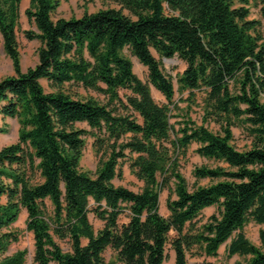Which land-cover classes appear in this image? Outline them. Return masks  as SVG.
<instances>
[{
    "label": "trees",
    "instance_id": "obj_1",
    "mask_svg": "<svg viewBox=\"0 0 264 264\" xmlns=\"http://www.w3.org/2000/svg\"><path fill=\"white\" fill-rule=\"evenodd\" d=\"M110 1L120 8L54 21L60 0H28L24 15L35 31L23 35L40 46L36 64L22 72V0H0L2 48L14 72L0 79V116L19 127L17 142L0 149V264H25L26 251L7 254L19 240L13 226L23 210L35 264H104L107 249L115 256L108 264H164L168 246L172 264L216 257L222 246L227 258L241 259L235 264H264V26L249 19L250 0ZM256 2L264 19V0ZM152 51L184 63L177 92L189 100L203 92L202 123L218 122L221 133L187 113L172 122L174 85ZM129 56L147 69V83ZM66 85L106 102L75 96ZM150 86L166 104L154 101ZM234 121L248 126L246 150L232 144ZM86 136L100 155L93 174L81 169ZM193 144L216 166L194 168V178L209 185L189 189L180 168ZM124 162L142 184L137 192L113 184ZM170 183L175 198L164 217L159 197ZM208 208L216 213L200 225ZM90 213L103 223L98 231ZM250 223L263 226L259 247L243 233ZM54 237L67 239L70 251Z\"/></svg>",
    "mask_w": 264,
    "mask_h": 264
},
{
    "label": "rangeland",
    "instance_id": "obj_2",
    "mask_svg": "<svg viewBox=\"0 0 264 264\" xmlns=\"http://www.w3.org/2000/svg\"><path fill=\"white\" fill-rule=\"evenodd\" d=\"M28 4L24 2L23 5L20 6V22L17 32V42H18V49L20 53V63H21V70L25 72L28 68L33 67L37 62V49L40 44L37 41H29L27 40L23 32L26 30H34L35 28L28 23L24 11L27 9ZM249 11L250 16L249 19L251 20H258L264 26V19L259 15V8L257 6L256 0H250L249 2ZM120 7L110 1V0H67L63 1L60 0L59 7L57 10L52 14V19L56 21L59 18L63 19H70V18H80L84 13L92 14L99 10L105 9H119ZM127 14L126 11H124ZM152 55L154 58L160 62L162 72L172 80L174 85L175 94L173 97L174 103L177 105L178 109L173 110V114L175 118L172 122H179L181 119H185V114L188 116L193 123L196 125H202L211 131L212 133H221V126L218 122L215 121H206L202 123L203 118V92H196L195 96L189 100V96L187 93L179 94L177 92V84L176 78L182 71L185 69V65L182 61L178 60L177 58L173 59H161L156 52L152 51ZM129 59L132 63V70L136 77L141 80L143 83H147V69L142 66L136 58L129 56ZM14 72L12 70V65L10 60L6 57L3 48H2V39L0 37V79L8 76H13ZM45 91L50 92L51 89L49 88L46 81L41 82ZM151 95L154 101L159 104H166V100L164 97L158 93L152 86H150ZM66 91L73 95L82 96L85 98H93L101 103H105L106 100L103 95L96 93L94 91H87L80 86H70L66 85ZM125 92H121V95H124ZM79 128L89 130L86 124H77ZM0 127L5 128L7 133L0 134V149L7 145L13 144L18 140V124L16 120L13 119H3L0 116ZM247 125H245L241 121H234L233 125L231 126V131L233 134L232 144L238 151L246 150L250 147L251 138L249 137ZM86 145L83 152V157L81 160V169L84 171L91 172L92 174L95 172L100 155H96L92 148L93 139L89 136L85 137ZM197 148L196 144L190 146L185 161L181 163L180 171L185 178V181L188 185L189 189H193L195 186H208V180H196L193 176V170L196 167L206 165L210 167L216 166V163H212L200 158L196 153L195 150ZM122 171V178L116 179L113 181L115 186H122L128 188L133 192L139 191L141 188V183L138 182L135 177H133L129 172V165L127 162H124L121 166ZM173 185L172 183L169 184L168 189H165L160 193L159 197V211L160 214L164 217H168L169 213L166 208V202L169 198L174 199V195L172 193ZM93 203L91 202V206ZM48 210H51L49 203H47ZM216 210L214 208L205 209L201 215L197 218V223L200 225L205 223L208 218L215 214ZM89 221L92 224L95 231H98L102 228L103 223L97 220L92 213L88 215ZM26 212L23 211L19 216L18 221L13 226V230L16 231L19 235L18 242L14 243L9 251L8 255H12L13 253L24 250L26 251V261L25 264H35L33 261L34 255V242L33 236L30 232L26 231ZM127 222V217L124 215L120 218V223ZM263 226H259L253 223L246 225L243 229V233L247 237V239L254 244L255 246H260L258 233L259 230L262 229ZM174 234L171 233V236ZM54 241L59 245V247L64 252L70 251V244L67 239L60 240L57 237H54ZM83 245L86 244L84 240L82 242ZM168 259L164 264H172L174 254L172 250L167 248ZM114 253L111 249H107L103 253V260L104 264H108L111 260L114 259ZM241 260L237 256L232 258H227L225 255V246H222L216 257H204L199 256L198 254L189 257L188 264H235V262Z\"/></svg>",
    "mask_w": 264,
    "mask_h": 264
},
{
    "label": "crops",
    "instance_id": "obj_3",
    "mask_svg": "<svg viewBox=\"0 0 264 264\" xmlns=\"http://www.w3.org/2000/svg\"><path fill=\"white\" fill-rule=\"evenodd\" d=\"M24 2H26V4H28V0H22L21 5H23ZM23 211H24V210H23ZM23 211H22V213H23ZM24 212H25V211H24Z\"/></svg>",
    "mask_w": 264,
    "mask_h": 264
}]
</instances>
